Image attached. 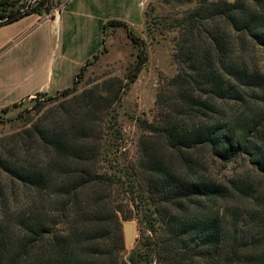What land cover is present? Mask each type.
<instances>
[{"label":"trees","instance_id":"trees-1","mask_svg":"<svg viewBox=\"0 0 264 264\" xmlns=\"http://www.w3.org/2000/svg\"><path fill=\"white\" fill-rule=\"evenodd\" d=\"M20 1L0 0V21ZM58 4L36 0L0 25ZM164 19L163 29L177 30L176 74L159 88L153 120H137L146 136L129 168L98 171L102 150L60 131L26 130L0 144V264H264V0L199 3ZM110 26L137 47L132 82L145 43L123 21H107L103 33ZM241 159L222 177L209 171V162ZM120 193L127 201L114 199ZM130 206L138 236L126 249Z\"/></svg>","mask_w":264,"mask_h":264},{"label":"rangeland","instance_id":"rangeland-1","mask_svg":"<svg viewBox=\"0 0 264 264\" xmlns=\"http://www.w3.org/2000/svg\"><path fill=\"white\" fill-rule=\"evenodd\" d=\"M232 1L148 0L141 13L139 0H117L109 11L110 18L129 24L133 33L145 43L146 62L132 82L128 81L127 74L136 62L137 47L123 27L110 26L103 33V25L72 21L65 24L62 30L55 27L52 32L48 22L42 24L36 30L42 38L37 41L34 57L40 64L46 62L53 71L51 82L46 77L42 81L43 88L57 92L35 94L21 102L17 99L14 106L0 111V144L11 145L12 142L6 138L16 133L23 134L26 130L60 131L68 137L74 134L75 141L84 149L102 150L104 156L96 166L98 171L118 175L137 160L141 138L146 136L137 120H153L159 88L176 74L172 53L177 30L163 29L161 23L165 21L164 17H182L199 3ZM28 2L30 0H21L13 10L22 9ZM58 2L61 3V0ZM35 19L33 15L30 21L35 23ZM97 54L98 58L93 59ZM15 57L17 55L7 54L3 59L5 67L13 68ZM89 59L74 90L68 94L58 91L72 86L75 75ZM261 63L264 65V58ZM19 75L26 78L25 72L20 71ZM19 90L22 91V86L1 87L0 103L11 102ZM87 92L91 94V99L84 95ZM242 165V159L226 168L209 162V171L214 177H222ZM114 199L127 201L122 193L116 194ZM130 211L133 219L122 222V225L126 222L133 225L132 239L126 244V249L134 246V239L138 236L136 218L139 215L132 206Z\"/></svg>","mask_w":264,"mask_h":264},{"label":"crops","instance_id":"crops-1","mask_svg":"<svg viewBox=\"0 0 264 264\" xmlns=\"http://www.w3.org/2000/svg\"><path fill=\"white\" fill-rule=\"evenodd\" d=\"M147 1L139 0L141 13H143ZM116 3L117 0H61L59 7L53 9L49 14H28L9 24L0 25V88L4 85L22 86V91L19 90L16 97L10 100L11 102L0 103V109L11 107L17 103V99L20 102L30 99L37 93L52 94L57 92L46 91V88H43L42 81L46 77L51 82L53 71L47 67L46 62L40 64L34 57L38 46L37 41L42 38L39 33H36L39 26L48 22L50 31L54 32L55 27L62 30L65 24L72 21L81 24L89 23L93 26L103 25V23L112 20L109 11ZM33 15L36 16L35 23L30 21ZM7 54L17 55L12 60L13 68L5 67L3 59ZM20 71L25 72L26 78H21Z\"/></svg>","mask_w":264,"mask_h":264},{"label":"water","instance_id":"water-1","mask_svg":"<svg viewBox=\"0 0 264 264\" xmlns=\"http://www.w3.org/2000/svg\"><path fill=\"white\" fill-rule=\"evenodd\" d=\"M35 1L36 0H30V2H28V4L24 8L14 11L4 20L0 21V23L9 22L19 17L20 15L24 14L35 3ZM132 230H133V225L130 222H126L123 224V237L125 244H129L131 242Z\"/></svg>","mask_w":264,"mask_h":264}]
</instances>
